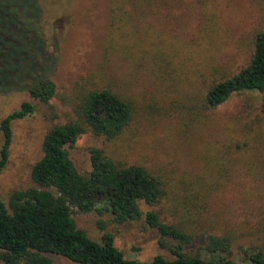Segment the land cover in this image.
I'll return each mask as SVG.
<instances>
[{
	"label": "rangeland",
	"instance_id": "rangeland-1",
	"mask_svg": "<svg viewBox=\"0 0 264 264\" xmlns=\"http://www.w3.org/2000/svg\"><path fill=\"white\" fill-rule=\"evenodd\" d=\"M141 4L0 0V80L17 78L0 89V124L24 101L35 104L12 125L2 199L9 206L13 191L35 186L31 170L43 155L44 137L76 119L80 96L110 89L130 103V123L114 139L83 134L70 158L88 174L91 149H102L121 165H141L159 177L163 193L154 205L141 203L138 220L119 224L110 214L75 211L77 227L96 241L111 233L128 258L174 259L176 241L164 238L162 246L160 232L146 220L153 211L191 236L183 246L187 254L208 257L205 238L228 236L231 257L248 263V252L264 253V92L235 93L217 107L206 98L213 85L249 64L264 31V0ZM42 79L56 85L48 103L28 93ZM4 141L0 127V151ZM0 263L8 264L1 253ZM52 264L78 263L52 255Z\"/></svg>",
	"mask_w": 264,
	"mask_h": 264
},
{
	"label": "trees",
	"instance_id": "trees-1",
	"mask_svg": "<svg viewBox=\"0 0 264 264\" xmlns=\"http://www.w3.org/2000/svg\"><path fill=\"white\" fill-rule=\"evenodd\" d=\"M145 1L140 0L141 5ZM14 78L0 80V89L17 79ZM247 91L264 92V31L256 36L249 64L213 85L206 99L210 107H217L233 94ZM28 93L34 100L48 103L56 95V85L50 79H42L28 87ZM34 111V102L24 101L2 119L5 141L0 151V176L9 161L13 123ZM75 113V120L55 125L46 133L43 155L31 170L35 186L13 191L9 206L0 194V253L8 264H52V255L78 264H264L262 250L248 252V263L232 258L228 236L205 238L208 257L187 254L183 246L191 236L163 223L153 211L147 213L146 220L160 232L162 246H167L164 238L176 241L170 247L174 259L160 254L151 261L128 258L115 245L111 233H104L102 241L89 237L77 227L75 211L110 214L119 224L138 220L143 216L141 203H157L163 187L161 179L145 167L121 165L99 148L91 149L92 170L88 174L80 173L69 156V149L87 132L107 139L120 136L132 119L127 100L110 89H93L80 96ZM261 113L264 116V105Z\"/></svg>",
	"mask_w": 264,
	"mask_h": 264
}]
</instances>
